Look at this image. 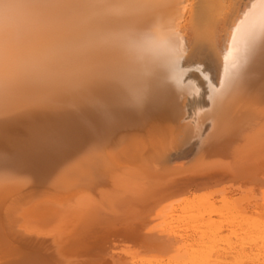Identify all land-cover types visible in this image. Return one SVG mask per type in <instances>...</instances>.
<instances>
[{
    "label": "bare ground",
    "instance_id": "obj_1",
    "mask_svg": "<svg viewBox=\"0 0 264 264\" xmlns=\"http://www.w3.org/2000/svg\"><path fill=\"white\" fill-rule=\"evenodd\" d=\"M0 264H264V0H0Z\"/></svg>",
    "mask_w": 264,
    "mask_h": 264
},
{
    "label": "snow or ice",
    "instance_id": "obj_2",
    "mask_svg": "<svg viewBox=\"0 0 264 264\" xmlns=\"http://www.w3.org/2000/svg\"><path fill=\"white\" fill-rule=\"evenodd\" d=\"M94 103L106 123H110L115 118V114L102 101H95ZM124 103L130 106L139 107L143 103V96L138 95L135 92H130L124 98Z\"/></svg>",
    "mask_w": 264,
    "mask_h": 264
}]
</instances>
